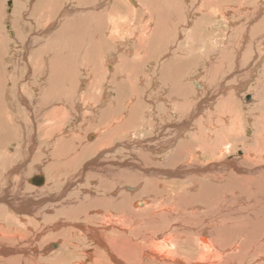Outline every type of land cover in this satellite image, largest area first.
I'll return each mask as SVG.
<instances>
[{
    "label": "bare ground",
    "instance_id": "1",
    "mask_svg": "<svg viewBox=\"0 0 264 264\" xmlns=\"http://www.w3.org/2000/svg\"><path fill=\"white\" fill-rule=\"evenodd\" d=\"M259 14L260 11H254L246 16ZM54 25L50 24L49 30H53ZM142 29L146 32L148 27L144 25ZM141 39L145 42L147 35H142L138 41ZM255 42L249 40L245 48H252ZM260 47H264V40ZM236 51L233 52L235 56ZM261 53L264 54V49ZM40 59V64L46 68L47 61ZM108 61L110 64L104 66L110 68L108 72L96 69L94 62L93 67L91 63H84L90 71L86 73L88 80L82 88L77 83L72 82V86L71 82L64 81L62 75L52 79L59 82L61 78L63 84L51 85L50 80H46L43 87L37 88L41 95H37L36 107L43 110L45 124H36L39 131L36 151L35 139L31 136L27 141V149L33 146L35 152L27 167L38 172L47 164L44 167L46 176H34L37 181H43L39 186L30 182L33 177L26 180L35 186L30 188L26 186L25 178L21 179L28 170L23 173L17 168L15 171L12 166L11 172L18 174L15 180H7L6 176L0 181V264H264V200L260 202L257 194L258 185L264 182L261 176L264 170V75L258 76V84L254 85L252 93L250 107L255 118L249 128V139L245 137V131L243 134L241 131L244 119L241 120L242 115L234 101L235 96L238 97L236 87L226 84L225 78H219L217 88L220 95H226L224 101L231 102L223 106L224 115H212L207 123L199 117L194 134L180 141L183 138L181 132L190 128L191 117L177 118L179 114L174 113L175 118L171 113L158 123L159 133L153 140L135 143L142 154L135 149L136 155L132 149L126 148L127 152L119 157L113 154L116 148L112 147V140L119 137L122 140L131 131L141 132L147 121L140 123V127H133L127 117L115 119L111 115V118H102L111 111L106 107L108 101L121 103L120 97L118 100L109 99L96 79L99 73L112 81L121 78L120 72L117 73V61L113 58ZM73 64L76 63L73 61L67 70H71ZM261 64L258 61L254 67ZM195 93L200 91L195 90ZM29 96L23 99L20 96V105L33 125L37 114L32 112L33 100ZM73 97L76 99L72 102ZM133 100L134 97L130 98L126 106H131ZM100 101L107 113L99 111L103 106L96 102ZM188 104L187 99L181 103L183 107ZM113 106L111 104V108ZM96 114L102 118L98 124ZM67 115L79 120L78 126L74 122L69 131L64 126ZM86 123L89 125L85 129ZM81 129H85L84 135L80 133ZM213 134L220 135L221 139L219 144L209 146ZM168 135L171 137L166 138ZM230 140L233 144L238 141L248 144L241 158L231 160L225 157L230 151ZM25 142L21 140L24 149ZM42 142L48 149L42 148ZM7 153H2L1 157L15 165L16 156ZM44 156L45 162L36 166ZM23 162H28V158ZM130 173L134 175L133 179ZM146 177L152 178L148 183L153 191L148 197L146 191L139 190V184L145 183ZM158 177L173 181L162 182ZM48 185L49 190L46 189ZM28 192L33 194L31 198ZM55 241L58 247L54 249L55 246L51 248L49 245Z\"/></svg>",
    "mask_w": 264,
    "mask_h": 264
},
{
    "label": "rangeland",
    "instance_id": "2",
    "mask_svg": "<svg viewBox=\"0 0 264 264\" xmlns=\"http://www.w3.org/2000/svg\"><path fill=\"white\" fill-rule=\"evenodd\" d=\"M254 11H260V14L246 16V13ZM53 23H55V28L49 30L50 24ZM144 25L148 27L146 32L142 29ZM140 32L142 33L140 34ZM140 35H147L145 42L142 39L138 41ZM246 39L247 41L244 43ZM249 40L256 42L252 48H245ZM262 40H264V0H0V181L6 176L7 180L13 181L14 177L18 176L15 172L16 168L23 173L25 169L28 170L25 172V176L21 175V179L25 178L26 186L30 188L35 186L30 185L26 180L34 176H43L44 178L46 176L44 167L47 164L43 166L44 172H36L35 168L32 170L27 167V163L32 161L35 153L32 151L33 146L27 149V141L31 140V136L35 139L36 151L39 147L37 140L39 131L36 124H45L43 110L36 107L35 101L39 98L37 95L40 93L37 88L43 87L42 84L44 85L46 80H50L51 85L63 84L64 80L71 82L72 86L77 83V86L82 88L83 83L88 80L90 71L84 63L93 64L94 62L97 66L96 69L103 71L105 64L109 63V58L117 61V73L120 72L122 80L118 78L112 81L100 73V75H96V79L101 90L107 94L109 99L118 100L120 97L121 103L118 101L109 103L110 101H108L106 107L111 109L108 114L105 111V105L103 106L104 103L96 102L103 106L101 110L98 107V110L102 114L103 112L108 114L102 115V118H111V115L115 119L127 117L129 120L126 119L133 127H140L138 126L140 123L147 121L146 127H141V132L131 131L128 138L121 140L119 137L112 140V147L116 148L115 151H119L113 150L114 155L123 157L122 154L127 152L126 148L132 149L135 153L138 150L142 154L135 143L153 140L159 133L158 123L169 117L171 113L179 114L177 118L191 117L190 128L185 129L184 133L181 132L183 138L180 141L187 136L189 138L191 134H194V125H198L199 117H203V123H207L208 118L212 115L219 116L223 108L231 103L224 101L227 98L226 95H220L219 78L220 80L225 78L226 84L229 83L236 87L238 97L235 96L236 100L234 101L239 114L242 115L241 120L244 119L241 131L242 134L245 131L244 135L249 139L251 134L248 133L250 132L249 128L252 127L255 118L250 107L253 104L252 93L255 90L254 85L258 84V76L264 75V54L261 53L264 47H260ZM142 42L144 43L142 44ZM152 44H155L154 47ZM235 51L238 53L236 56ZM253 56L255 58H252ZM39 59L47 61L48 66L46 65L44 68ZM37 60L39 64H37ZM73 61L76 64H73L71 70L68 69L69 73L67 66ZM258 61H261L262 64L255 68L254 64ZM212 63L215 65L213 66ZM109 69L105 70L108 72ZM250 69L253 70L252 73L248 72ZM59 75L63 76L61 77L63 80L61 78L59 82L53 80ZM195 90L200 93L196 94ZM27 95H30L29 97L33 100V114H37L33 125H30L31 121H29L26 111H22L23 105H20V98L23 99ZM98 95L97 93V97ZM132 97H134L132 105L127 107L126 102ZM75 99L73 97L71 101L73 102ZM186 99L189 104L183 107L181 103ZM111 104H114L112 108ZM198 106L200 107L196 108ZM125 113L128 116L124 115ZM73 114L75 115L76 112ZM222 114L224 115V113ZM69 117L67 115L65 120L67 123L64 124L68 131L73 127L74 122L76 126L79 122L76 120V116ZM95 117L97 120L95 122L98 124L102 118L97 114ZM216 118L217 116L214 119ZM87 124L85 129L89 125ZM85 129H81L82 135L86 133ZM31 133L32 135H29ZM210 133L213 132L210 131ZM131 134L136 137L132 138ZM170 137L171 135H168L166 138ZM23 139L26 140L27 145L24 144L26 149L22 147L21 140ZM220 139V135L217 137L213 134L209 146L219 144ZM88 140L91 141L89 138ZM236 144L230 140V155L226 154V158L239 159L248 148V144L245 142L238 141ZM41 146L44 147V150L48 149L44 142L41 143ZM165 150L167 149L165 148ZM6 151L9 155L16 156L15 165L1 157L2 153H6ZM25 154L28 162H23L26 159ZM47 157L50 159L48 154ZM45 160L46 156L42 157L36 166L39 163L43 164ZM8 162L11 165H8ZM12 166L15 167L13 168L14 172H11ZM25 166L26 168H24ZM129 176L131 179L134 177L131 173ZM261 176L264 178V170ZM158 178L156 180L162 182L173 181V179L165 177ZM151 180L152 178L146 177V182L139 184V190L146 191L147 197L153 191L152 186L148 183ZM261 182L257 188L260 202L264 200V190H262L264 182ZM8 186L10 187V183ZM46 189H50L49 185ZM59 190L58 186L57 192ZM146 195L144 194L143 197ZM28 196L31 198L33 194L28 192ZM258 213L257 211L256 214L258 215ZM49 246L51 248L55 246L53 247L55 249L58 247V242H52Z\"/></svg>",
    "mask_w": 264,
    "mask_h": 264
},
{
    "label": "water",
    "instance_id": "3",
    "mask_svg": "<svg viewBox=\"0 0 264 264\" xmlns=\"http://www.w3.org/2000/svg\"><path fill=\"white\" fill-rule=\"evenodd\" d=\"M8 27H9V26H8ZM30 182L33 183V184H35V185H37V186H39V185H41V184L43 183L42 180L37 181V180H36V177H33V178L31 179ZM141 204H142V203H141Z\"/></svg>",
    "mask_w": 264,
    "mask_h": 264
}]
</instances>
